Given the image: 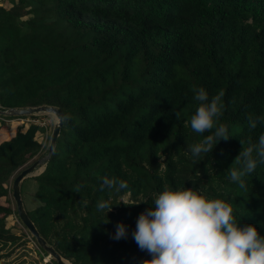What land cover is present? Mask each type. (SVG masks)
<instances>
[{
  "label": "trees",
  "instance_id": "trees-1",
  "mask_svg": "<svg viewBox=\"0 0 264 264\" xmlns=\"http://www.w3.org/2000/svg\"><path fill=\"white\" fill-rule=\"evenodd\" d=\"M199 88L206 103L223 94L216 123L227 126L229 139L194 157L192 146L211 134L190 127ZM42 105L59 108L63 122L44 171L31 179L37 204L23 207L69 263L150 260L131 233L165 188L224 200L241 226L264 236V164L243 177L245 188L229 178V168L242 166L235 160L240 150L264 133V123L250 129L247 119L264 118V0H17L0 6V110ZM40 130L30 124L0 143V198L9 194L11 177L41 153ZM104 176L128 188L100 191ZM100 201L113 206L107 216L97 209ZM14 213L0 205L3 243L16 240L5 227ZM118 223L127 238H112Z\"/></svg>",
  "mask_w": 264,
  "mask_h": 264
},
{
  "label": "clouds",
  "instance_id": "clouds-1",
  "mask_svg": "<svg viewBox=\"0 0 264 264\" xmlns=\"http://www.w3.org/2000/svg\"><path fill=\"white\" fill-rule=\"evenodd\" d=\"M222 95L206 103V90H195L194 99L200 103L190 117V127L196 133L211 134L192 146L194 157L211 153L220 140L229 139L227 126H217L216 123L221 115L218 102ZM176 117L179 119V113H176ZM247 119L250 129H255L257 122L264 123V118L253 119L249 116ZM254 151L258 159L253 157ZM235 160L242 166L229 168L230 181L245 188L243 177L253 173L258 163L264 164V133L260 134L256 144L240 150ZM101 181L100 191L107 188L120 192L128 188L125 181L115 177L104 176ZM122 204L135 206L139 203ZM112 208L108 201L97 203L98 210H107L106 216ZM131 235L138 248L151 256L143 264H264V236L252 225L241 226L230 203L206 198L192 188H165L157 193L153 206L138 216ZM112 238H127L122 223L116 225Z\"/></svg>",
  "mask_w": 264,
  "mask_h": 264
},
{
  "label": "rangeland",
  "instance_id": "rangeland-1",
  "mask_svg": "<svg viewBox=\"0 0 264 264\" xmlns=\"http://www.w3.org/2000/svg\"><path fill=\"white\" fill-rule=\"evenodd\" d=\"M12 1L17 0H0V6L9 8ZM23 117L25 118L12 120L0 118V122L4 123V126L0 129V133L3 132L6 135L5 138L0 139V143L7 138L10 139L12 135H14V131L20 129L24 131L30 124H36L41 129L35 135V140L41 144V153L31 158L21 168L29 166L35 160L46 154L47 146L49 144V138L56 123L55 116L48 113L35 114L32 117ZM12 126H14V129L12 128ZM12 129L13 131L11 133ZM39 169L40 168L36 169L29 177L26 178L29 180V182H27V184L23 185L22 187L21 199L23 200V206L26 209H31L37 204L35 198L32 196L34 186L31 179L32 177L41 174L40 172H38ZM16 175L17 174L13 175L10 179V188L12 180L14 179L13 177ZM122 200L127 201L128 198L125 196L122 198ZM0 205L9 207L12 211H15V204L11 197V189L7 196L0 198ZM5 227L10 231V234L16 240L13 243H3V241L0 240V262L2 264H54L55 260L52 259L46 252H43L42 249H40L35 239L22 225L21 221L18 219L15 213L6 217ZM65 261L68 262L67 260Z\"/></svg>",
  "mask_w": 264,
  "mask_h": 264
},
{
  "label": "water",
  "instance_id": "water-1",
  "mask_svg": "<svg viewBox=\"0 0 264 264\" xmlns=\"http://www.w3.org/2000/svg\"><path fill=\"white\" fill-rule=\"evenodd\" d=\"M48 113L52 114L56 118V123L52 129L49 144L47 146V152L39 159L35 160L29 166L19 169L17 175L14 177L11 183V197L15 204V212L22 225L28 230L30 235L35 239L40 249L46 252L57 264H65L64 259L54 250V248L46 243V241L39 235L36 227L27 216L23 207L21 195H20V184L21 182L29 177L36 169H42V173L45 169L46 163L49 160L54 148L56 139L59 136L60 129L63 122V113L59 108L42 105L38 107H27V108H11L5 111L0 110V116L6 117H23L33 116L35 114Z\"/></svg>",
  "mask_w": 264,
  "mask_h": 264
},
{
  "label": "bare ground",
  "instance_id": "bare-ground-1",
  "mask_svg": "<svg viewBox=\"0 0 264 264\" xmlns=\"http://www.w3.org/2000/svg\"><path fill=\"white\" fill-rule=\"evenodd\" d=\"M41 170H42V169H39L38 172H41ZM38 172H37V173H38ZM64 263H65V264H69V263L66 262L65 260H64Z\"/></svg>",
  "mask_w": 264,
  "mask_h": 264
},
{
  "label": "crops",
  "instance_id": "crops-1",
  "mask_svg": "<svg viewBox=\"0 0 264 264\" xmlns=\"http://www.w3.org/2000/svg\"><path fill=\"white\" fill-rule=\"evenodd\" d=\"M14 132H15V131H14ZM14 134H15V133H14ZM12 137H13V135H12ZM12 137H11V138H12ZM2 138H3V137H2ZM4 138H5V136H4ZM6 140H9V139L7 138ZM4 141H5V140H4ZM1 142H2V141H1Z\"/></svg>",
  "mask_w": 264,
  "mask_h": 264
}]
</instances>
